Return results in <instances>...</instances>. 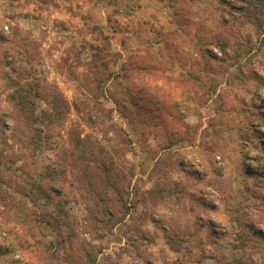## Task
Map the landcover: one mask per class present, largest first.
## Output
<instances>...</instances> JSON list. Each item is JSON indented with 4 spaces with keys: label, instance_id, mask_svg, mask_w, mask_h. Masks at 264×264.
I'll return each mask as SVG.
<instances>
[{
    "label": "rangeland",
    "instance_id": "obj_1",
    "mask_svg": "<svg viewBox=\"0 0 264 264\" xmlns=\"http://www.w3.org/2000/svg\"><path fill=\"white\" fill-rule=\"evenodd\" d=\"M0 264H264V0H0Z\"/></svg>",
    "mask_w": 264,
    "mask_h": 264
},
{
    "label": "trees",
    "instance_id": "obj_2",
    "mask_svg": "<svg viewBox=\"0 0 264 264\" xmlns=\"http://www.w3.org/2000/svg\"><path fill=\"white\" fill-rule=\"evenodd\" d=\"M8 233V232H7Z\"/></svg>",
    "mask_w": 264,
    "mask_h": 264
}]
</instances>
